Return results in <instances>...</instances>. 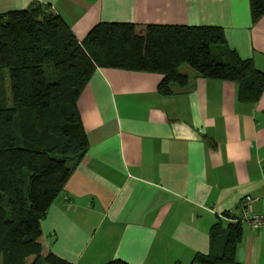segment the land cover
I'll use <instances>...</instances> for the list:
<instances>
[{"label": "crops", "instance_id": "1", "mask_svg": "<svg viewBox=\"0 0 264 264\" xmlns=\"http://www.w3.org/2000/svg\"><path fill=\"white\" fill-rule=\"evenodd\" d=\"M36 4L77 42L98 24L217 27L264 74V17L251 23L248 0H0V15ZM181 70L187 85L169 97L158 95V75L95 70L76 101L88 149L40 222L51 254L189 264L210 253L209 228H225L244 196L264 215V90L238 103L234 84ZM262 237L242 226L243 264H264Z\"/></svg>", "mask_w": 264, "mask_h": 264}, {"label": "trees", "instance_id": "2", "mask_svg": "<svg viewBox=\"0 0 264 264\" xmlns=\"http://www.w3.org/2000/svg\"><path fill=\"white\" fill-rule=\"evenodd\" d=\"M248 8L252 24L264 17V0ZM182 66L234 84L238 103H256L264 90V74L217 27L98 24L77 42L47 6L0 15V264H70L47 250L40 222L88 149L76 101L95 70L158 75L157 93L169 97L187 85ZM227 218L209 228L210 253L189 264H243L242 226Z\"/></svg>", "mask_w": 264, "mask_h": 264}, {"label": "built area", "instance_id": "3", "mask_svg": "<svg viewBox=\"0 0 264 264\" xmlns=\"http://www.w3.org/2000/svg\"><path fill=\"white\" fill-rule=\"evenodd\" d=\"M254 201H255V198L251 196H244L239 202L240 208H241L239 215L230 221L238 222L241 224V226H245L251 231L263 232L262 241L264 242V215L254 214L249 209V206Z\"/></svg>", "mask_w": 264, "mask_h": 264}, {"label": "rangeland", "instance_id": "4", "mask_svg": "<svg viewBox=\"0 0 264 264\" xmlns=\"http://www.w3.org/2000/svg\"><path fill=\"white\" fill-rule=\"evenodd\" d=\"M181 69H182L184 72H188V73H190V74L193 73V72H192L191 70H189L186 66H182ZM182 70H181V71H182ZM105 262H107V260H101V262H96V263H94V264H103V263H105Z\"/></svg>", "mask_w": 264, "mask_h": 264}, {"label": "water", "instance_id": "5", "mask_svg": "<svg viewBox=\"0 0 264 264\" xmlns=\"http://www.w3.org/2000/svg\"><path fill=\"white\" fill-rule=\"evenodd\" d=\"M237 261L238 262H242L243 261V251L240 248L237 250Z\"/></svg>", "mask_w": 264, "mask_h": 264}]
</instances>
